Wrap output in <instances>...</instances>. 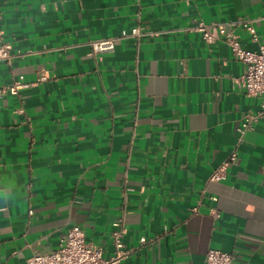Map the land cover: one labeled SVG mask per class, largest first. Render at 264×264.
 Here are the masks:
<instances>
[{
  "label": "crops",
  "instance_id": "crops-1",
  "mask_svg": "<svg viewBox=\"0 0 264 264\" xmlns=\"http://www.w3.org/2000/svg\"><path fill=\"white\" fill-rule=\"evenodd\" d=\"M200 20L264 44V0H0V41L22 54L0 62V87L23 84L0 94V264L73 225L109 257L122 219L135 250L119 264H204L211 248L264 264V118L238 131L261 98L233 83L246 65L229 44L186 30ZM136 24L160 34L92 52Z\"/></svg>",
  "mask_w": 264,
  "mask_h": 264
},
{
  "label": "built area",
  "instance_id": "built-area-1",
  "mask_svg": "<svg viewBox=\"0 0 264 264\" xmlns=\"http://www.w3.org/2000/svg\"><path fill=\"white\" fill-rule=\"evenodd\" d=\"M234 22L226 21H197L194 25L186 27L187 31L198 32L205 42L212 44L219 40L225 41L231 47L235 58L245 63V70L239 77L233 79V83L243 89L247 96L260 97L259 108L253 113H247L238 127L241 138L252 127V124L260 118H264V44H260L257 50H251L242 46L239 35L234 30ZM254 40L257 33L251 23H245ZM158 31H150L142 25L136 24L129 29H123L119 34L93 39L89 41L93 53L113 51L116 42L124 38H135L141 41L146 36L158 35ZM19 55L20 51L14 52L9 42L0 41V62H11ZM45 78V76H41ZM23 86L20 80L12 84L0 87V94L10 92L17 94ZM238 159V145L234 147L228 157L221 162L210 175V180H223L227 177L228 167ZM32 212V211H31ZM218 216V213H214ZM127 233L125 221L114 222L111 232L114 244V253L109 257L104 256L101 245L86 239L83 228L79 225L71 226L62 237L55 249L48 251H37L31 255L27 264H119L127 259L135 250V247H127L123 237ZM141 243L147 241L146 237L140 238ZM204 264H237L234 255L230 252L211 248L207 251Z\"/></svg>",
  "mask_w": 264,
  "mask_h": 264
}]
</instances>
